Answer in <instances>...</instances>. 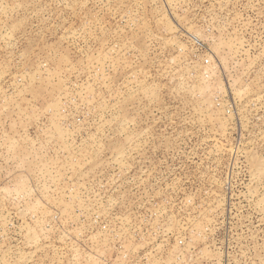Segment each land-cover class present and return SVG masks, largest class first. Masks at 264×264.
Returning a JSON list of instances; mask_svg holds the SVG:
<instances>
[{
  "label": "rangeland",
  "instance_id": "374dc122",
  "mask_svg": "<svg viewBox=\"0 0 264 264\" xmlns=\"http://www.w3.org/2000/svg\"><path fill=\"white\" fill-rule=\"evenodd\" d=\"M0 264H264V0H0Z\"/></svg>",
  "mask_w": 264,
  "mask_h": 264
}]
</instances>
